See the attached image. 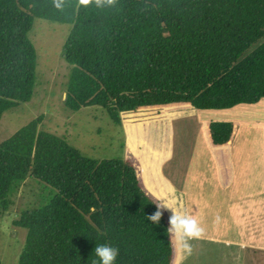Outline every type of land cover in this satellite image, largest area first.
Segmentation results:
<instances>
[{
  "label": "trees",
  "instance_id": "1",
  "mask_svg": "<svg viewBox=\"0 0 264 264\" xmlns=\"http://www.w3.org/2000/svg\"><path fill=\"white\" fill-rule=\"evenodd\" d=\"M38 19L73 27L62 49L72 67L64 100L70 112L103 108L113 125L122 127V114L126 120L151 119L161 109L160 117L170 120L178 108L221 111L264 100V0H117L105 8L67 0L63 11L50 0H0V120L33 98L37 56L28 34ZM246 51L252 54L240 61ZM196 117L177 122L194 124L191 137L174 139L172 159L182 158L176 163L181 174L168 172L173 160L165 169L180 188L194 154L199 156L193 163L207 156L211 172L209 147L226 163L217 151L230 147L238 130L234 123H209L205 136ZM40 122L0 145L4 210L28 177L56 192L43 210L24 213L16 223L27 232L18 264H94L95 247L105 244L119 250L116 264H173L169 214L162 209L158 225L146 219L160 202L145 192L132 162L86 159L58 137L41 133ZM140 130L129 128L131 146ZM204 136L207 143H200ZM149 170L153 178L154 168ZM226 172L222 178L231 181L229 163ZM151 174L150 181L147 175L143 179L153 193L155 184L174 193L162 178L153 182ZM201 177L195 197L216 204L221 216L226 206L231 217L217 180ZM168 197L167 202L182 204Z\"/></svg>",
  "mask_w": 264,
  "mask_h": 264
},
{
  "label": "rangeland",
  "instance_id": "2",
  "mask_svg": "<svg viewBox=\"0 0 264 264\" xmlns=\"http://www.w3.org/2000/svg\"><path fill=\"white\" fill-rule=\"evenodd\" d=\"M72 28V25L68 24H56L39 19L34 21L33 28L28 34V39L33 44L37 56L34 95L29 103L21 104L16 109L3 113L0 120V145L13 137L19 130L40 118L39 131L41 133L58 137L70 147L76 149L86 159L113 161L123 159V157L128 158L134 165L137 177L145 192L150 197H154L162 203L161 198L167 201L168 196H176L178 200L182 201V204L178 206V210L196 217L204 228V235L199 238L200 240L191 241L193 251L185 264H261L264 261V256L261 257L264 254V226L260 225V227L258 223L264 225V212L260 216L257 214L250 216L248 222L256 225H251L250 229L241 232L235 229V221L232 219L235 218L237 222H240V201L237 200L238 204L236 202L232 204L234 206L232 207V218H230L226 216V206L222 208V210H225L224 216H221V213L217 212L216 204L210 206L195 197L194 191H197L199 184H201V175L207 176V179L214 177L221 191L232 187V181L236 176L233 167V178L231 181H224L221 175L219 177V174L215 173V167L214 171L211 168L212 172L209 171L210 168L206 169V165L211 167L208 164L207 156L202 157L204 162L197 160L193 163L195 158L199 156V154H194L190 164L184 158L183 162L187 161L188 168L186 177L192 178H186L181 183V190L177 185H175L177 191L172 187L174 193L169 189L164 192L161 190L160 184L159 186H156V184L152 186L153 193L148 184L145 185L143 177L147 175L149 180V174H151L149 168L153 167L156 177L153 175V179L151 174L152 181L156 182V180L159 181L162 178L164 183H168L170 186L167 178L168 174H166L167 170L165 171V169L172 160V166L168 168V172L175 177L181 174L176 163L182 158L177 156L171 159L174 152V139L177 143L180 135L191 137L190 134L193 133L194 124L183 122L178 125L177 122L180 119L197 116L196 119L201 124L205 136V129L209 123H234L238 127L239 140L236 142L238 144L244 141L245 138L242 140V137L245 135V127L247 124L250 127L252 122L255 123L254 130L264 135V104L261 107H256L258 105H243L221 111L198 112L192 110L194 109L192 107L178 108L177 114L170 120L160 117L161 109H157L155 113H152L154 118L151 119L137 117L126 120V117L122 114V127L114 126L107 111L103 108L88 107L78 112H70L65 108L64 100L72 67L63 60L62 49ZM250 54H252V51H246L239 60L242 61ZM188 109L191 110L187 111ZM131 126H136L138 130L141 128L136 134L139 138L135 140L134 146L129 143L128 130ZM205 136L203 141L199 139L200 143H207V137ZM262 141L264 142V139H261ZM122 144L124 146L123 151L120 148ZM240 151L237 149V152ZM217 152L224 155L223 149ZM247 155L250 160L253 154ZM239 156L240 158L237 157V160L241 163L239 166L241 169L243 167L242 163L247 160L246 155ZM221 157L227 160V164H231L232 160L229 155ZM216 159L219 163L218 156H216ZM219 169L221 170V167ZM227 169L226 166L222 167L224 172ZM190 171H193L194 176L189 174ZM182 173L184 174V171ZM242 174L243 177L241 178ZM237 178L243 182V184L239 182L238 184L245 186L235 190L229 189L222 193L225 195V199L226 195L229 196V194L239 198L245 194L244 191L246 190L252 195L262 193L261 197H264V165L252 170H242L238 173ZM209 182L211 181L209 180ZM226 182L228 185L225 187L224 183ZM158 183H162V181ZM182 188L185 189L187 198L184 197ZM55 196L54 189L28 177L19 188L12 191L8 199L10 206L6 210L3 209L0 203V264L19 263L27 232L25 229L17 227L16 223L24 213L43 210ZM188 199L190 201L187 202ZM180 207L181 209H179ZM234 211L236 212L233 213ZM164 212L167 215L169 214L170 219L172 212L166 209H164ZM243 237L249 239V246L241 247L242 243L246 241L242 240ZM227 241L231 244H224Z\"/></svg>",
  "mask_w": 264,
  "mask_h": 264
},
{
  "label": "crops",
  "instance_id": "3",
  "mask_svg": "<svg viewBox=\"0 0 264 264\" xmlns=\"http://www.w3.org/2000/svg\"><path fill=\"white\" fill-rule=\"evenodd\" d=\"M263 104H264V100L261 101L260 104H258V106H256V107H261ZM192 110L196 111L195 109H192ZM254 129H255V123L252 122L250 124V127H249V124H247V126L245 127V130H246L244 133L245 135L242 137V140L245 138L244 141L237 144L236 142L239 140V136L237 134L232 145L230 147H224L223 148L224 155H229V157L232 160L231 164L229 163V166H231V170H232V178H233V168L235 170V175H236L234 181H232V187L226 188V190L225 191L223 190V192H226L229 189L235 190L236 188H238V185H239L238 182L243 184L242 180L237 178V175L240 171L252 170L253 168L255 169L256 167L258 168L259 166L262 167L264 165V142L263 141L261 142V139H264V135L259 134ZM237 149H239L241 151L237 152ZM210 150H211V148L209 149V151ZM210 153H213L212 156H213V159L215 162L214 166L216 167V170L219 174V177H220V175L222 176V173L227 174V172L222 171L223 166H226L228 168L227 160H226V163H224L222 165V163H220V162L218 163V160L216 159L217 154L213 150H211ZM191 154L193 155L194 152H192ZM247 154H253L251 156L250 160H249V157ZM173 155H174V153H173ZM173 155L171 156V159L173 158ZM239 155H242V157L246 155L245 158L247 160L246 162L242 163L243 167L241 169L239 168L241 163L238 162V160H237V157L240 158ZM184 166L185 165H183V167ZM220 167H221V170L219 169ZM184 170H187V169L185 168ZM189 174L194 176L193 171H190ZM242 177H243V174L241 175V178ZM186 178H192V177H186ZM168 182L170 184V187L171 188L173 187L174 190L177 191L175 188V185L173 183V180L168 179ZM212 184L215 185V182L212 181ZM243 186H245V185H241V187H243ZM178 188L181 190L180 187H178ZM256 192H254V193H256ZM182 193H184V197L187 198V194L185 193V189H183V188H182ZM244 193L245 194L240 196L239 198L233 194H229V196L226 195V202L228 204V207L231 206V208H232L233 207L232 204L234 202L237 203V200L240 201V206H241L240 207L241 212L239 211V215L241 216L240 222H237L235 218H232V216L230 218L234 219V221H235V225H236L235 229L240 230L241 232L247 231L248 229H250L251 225H256V224H250L248 222L250 216H253L256 214L260 216L264 212V197H261L262 193L261 194L256 193V194L252 195L248 192V190L244 191ZM258 225L264 226L261 223H258ZM243 238L244 239H242V240H246V241L242 243L241 247L249 246L250 245L249 239H245V237H243ZM202 240H204V239H202ZM224 244L228 245V244H231V242L227 241ZM252 245H254V244L252 243ZM263 256H264V254L261 255L262 258H263ZM261 264H264V261H262Z\"/></svg>",
  "mask_w": 264,
  "mask_h": 264
},
{
  "label": "clouds",
  "instance_id": "4",
  "mask_svg": "<svg viewBox=\"0 0 264 264\" xmlns=\"http://www.w3.org/2000/svg\"><path fill=\"white\" fill-rule=\"evenodd\" d=\"M116 2L117 0H79L81 5L94 3L97 8L113 7ZM50 3L57 11H63L67 0H50ZM161 200L162 203L157 204V210L146 219L158 225L162 209L172 212L166 233L170 236L169 244L174 250L173 264H185L193 251L191 241L201 238L204 235V228L196 217L179 211L176 200L171 202H167L164 198ZM118 254L119 250L111 245L96 246L95 256L98 260L94 261V264H116Z\"/></svg>",
  "mask_w": 264,
  "mask_h": 264
}]
</instances>
